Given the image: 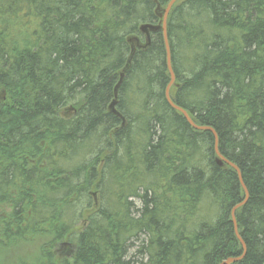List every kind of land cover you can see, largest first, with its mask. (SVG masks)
I'll return each mask as SVG.
<instances>
[{
  "label": "trees",
  "instance_id": "1",
  "mask_svg": "<svg viewBox=\"0 0 264 264\" xmlns=\"http://www.w3.org/2000/svg\"><path fill=\"white\" fill-rule=\"evenodd\" d=\"M168 1L0 0V264L241 254L236 171L167 104L162 34L139 30ZM167 34L172 101L248 190L232 264H264V0H178Z\"/></svg>",
  "mask_w": 264,
  "mask_h": 264
},
{
  "label": "water",
  "instance_id": "2",
  "mask_svg": "<svg viewBox=\"0 0 264 264\" xmlns=\"http://www.w3.org/2000/svg\"><path fill=\"white\" fill-rule=\"evenodd\" d=\"M178 0H169L166 5L160 10L157 12V15L159 16L160 18V21L158 23H143L140 27H139V30L140 32L145 36V40H146V44L149 43L150 41V35L151 33L153 32H160L162 34V37H163V41H164V46H165V53H166V65H167V69H168V72H169V75H170V82L169 84L166 86L165 88V92H164V95H165V100L167 102V104L174 110L180 112L182 114V116L184 117V119L186 120V122L194 129L196 130H208L212 133L213 135V138H214V151H215V154L218 158V163L219 164H222V163H225L227 165H229L230 167H232L235 171H236V174H237V178H238V181H239V184L243 190V193H244V197L243 199L241 200V202H239L238 204H236L232 210H231V220H232V223H233V229H234V233H235V236L236 238L238 239L240 245H241V254L239 256H235V257H227L226 259L222 260L219 264H232L234 262H238L240 261L244 255H245V252H246V245H245V242L242 240L239 232H238V228H237V224H236V220H235V210L238 209L239 207L243 206L245 204V202L247 201L248 199V190L243 182V178H242V175H241V172L239 170V168L233 164L232 162H230L229 160L225 159L219 152L218 150V138H217V134L216 132L210 128V127H207V126H200V125H197L193 122V120L191 119V117L189 116L188 112L186 110H184L183 108H181L180 106L176 105L171 97H170V87L174 84V81H175V75H174V72H173V69H172V65H171V53H170V47H169V41H168V34H167V20H168V16H169V13L171 11V8L172 6L177 2ZM137 47H144L141 46L138 41H137V44H136ZM135 49V46H132V52H131V55H130V58L129 60L127 61V65L129 64L130 62V59L133 55V51ZM123 73H121V79L123 78ZM121 80L119 81V83L117 84V87L118 85L120 84ZM115 97H116V92H115ZM114 105H115V101H112L111 105H110V110L113 112V113H116L115 109H114Z\"/></svg>",
  "mask_w": 264,
  "mask_h": 264
},
{
  "label": "bare ground",
  "instance_id": "3",
  "mask_svg": "<svg viewBox=\"0 0 264 264\" xmlns=\"http://www.w3.org/2000/svg\"><path fill=\"white\" fill-rule=\"evenodd\" d=\"M234 206H235V205H234ZM234 206H233V207H234ZM233 207H232V208H233ZM231 210H232V209H231ZM236 210H237V209H236ZM236 210H235V211H236Z\"/></svg>",
  "mask_w": 264,
  "mask_h": 264
}]
</instances>
